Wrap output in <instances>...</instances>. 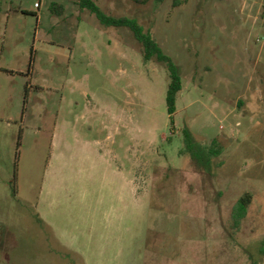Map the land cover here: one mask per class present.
Segmentation results:
<instances>
[{"label":"rangeland","instance_id":"obj_1","mask_svg":"<svg viewBox=\"0 0 264 264\" xmlns=\"http://www.w3.org/2000/svg\"><path fill=\"white\" fill-rule=\"evenodd\" d=\"M93 1L177 67L174 125L127 28L0 0V264H264V5Z\"/></svg>","mask_w":264,"mask_h":264},{"label":"trees","instance_id":"obj_2","mask_svg":"<svg viewBox=\"0 0 264 264\" xmlns=\"http://www.w3.org/2000/svg\"><path fill=\"white\" fill-rule=\"evenodd\" d=\"M79 10H86L91 15H93L96 20L104 27L110 28H127L134 40L140 45L142 48L143 61L149 62L151 60H155L158 63H162L165 65L169 84L166 91V110L169 118V123L171 126L174 125V114L176 113V100L177 95L182 89L181 77L179 75L177 67L174 65L172 60L163 54L162 50L157 46V44L152 40L151 36L148 32H144L143 29L137 24V22L133 19L128 18H114L105 15L99 7L95 4L93 0H76ZM140 1V3H145L148 0H136V2ZM160 1V0H156ZM50 10L52 13L57 16H62L63 14V6L60 4L51 3ZM184 141L186 143H192L191 134L187 130H183L182 132ZM250 201V195L246 194L242 198H240L237 202V222L238 220H242L247 211V206Z\"/></svg>","mask_w":264,"mask_h":264},{"label":"built area","instance_id":"obj_3","mask_svg":"<svg viewBox=\"0 0 264 264\" xmlns=\"http://www.w3.org/2000/svg\"><path fill=\"white\" fill-rule=\"evenodd\" d=\"M252 1H254L255 3H261L264 5V0H252ZM35 7H37V6L35 5Z\"/></svg>","mask_w":264,"mask_h":264},{"label":"crops","instance_id":"obj_4","mask_svg":"<svg viewBox=\"0 0 264 264\" xmlns=\"http://www.w3.org/2000/svg\"><path fill=\"white\" fill-rule=\"evenodd\" d=\"M35 6V5H34Z\"/></svg>","mask_w":264,"mask_h":264}]
</instances>
